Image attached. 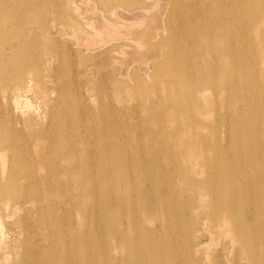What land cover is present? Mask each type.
<instances>
[{
  "label": "bare ground",
  "instance_id": "obj_1",
  "mask_svg": "<svg viewBox=\"0 0 264 264\" xmlns=\"http://www.w3.org/2000/svg\"><path fill=\"white\" fill-rule=\"evenodd\" d=\"M13 1L0 0V10ZM172 1L185 21L199 20L169 39L168 60L185 66L166 82L172 91L123 109L121 123H93L76 111L91 105L76 101L74 110L67 99L49 115H73L35 132L45 147L33 143L37 160L23 181L21 153L0 138V196L42 203L37 217L24 209L14 221L25 233L20 264H264V0H200L194 14L186 0ZM23 6L34 15V0ZM17 50L0 42V75L10 67L12 90L25 92ZM167 63L155 60V73ZM22 114L0 116V134L15 138L35 121ZM34 230L42 243L31 242Z\"/></svg>",
  "mask_w": 264,
  "mask_h": 264
},
{
  "label": "rangeland",
  "instance_id": "obj_2",
  "mask_svg": "<svg viewBox=\"0 0 264 264\" xmlns=\"http://www.w3.org/2000/svg\"><path fill=\"white\" fill-rule=\"evenodd\" d=\"M102 1L34 0L36 11L32 15L25 13L23 4L26 0H14L5 10H0V29L3 30L0 42L6 39L8 44L18 46L16 61L20 67H26L25 75L30 85L25 92L13 91L14 74L10 67L6 72L3 70L0 75V116H12L14 112L22 115L34 113L36 117L33 122L26 121V126L18 130L15 138L8 133L0 134L1 139L13 142L9 152L21 153L23 167L15 173L17 182L25 179L37 160L30 149L33 143L38 145L36 150L45 147V141L38 140L35 132L50 121L61 117L65 122L73 115L70 112L49 115L67 99L72 102L74 110L76 101L88 108L91 105L90 110L76 111L93 123L106 119L121 123L126 114L123 109L160 92L172 91L165 89L166 82L185 71V66L177 59L168 60V42L180 27L191 29L192 23L199 20L193 19L194 22L190 23L184 20L181 10L174 13V6L177 10L181 5H174L172 0H114L107 4ZM186 3L193 14L195 7L203 6L200 0H186ZM103 25L110 30H103ZM191 30L197 29L193 27ZM95 31L100 34L95 35ZM49 35L54 39H47ZM139 37L149 38L151 46L158 52L150 54L149 45L140 44ZM155 60L168 61L160 73H155L153 68ZM91 84L102 85L105 89L96 95ZM38 87H44L45 91ZM180 87L181 82L177 88ZM100 102H105V107L99 106ZM111 103L115 106L111 107ZM150 105H153L152 101ZM135 110L141 112L139 108ZM153 110L154 106L148 111L149 117ZM145 142L150 140L145 139ZM91 146L89 141L87 149ZM220 164L221 160L213 162L214 166ZM202 176L200 172L199 175L193 174L197 179ZM1 181L5 182V179ZM0 197V264H20L16 255L24 250L21 244L25 233L14 221L24 209L31 210V217H37L42 203L41 200L29 202L16 197ZM153 224L154 221L150 225ZM30 237L31 242L42 243L43 238L35 230Z\"/></svg>",
  "mask_w": 264,
  "mask_h": 264
}]
</instances>
